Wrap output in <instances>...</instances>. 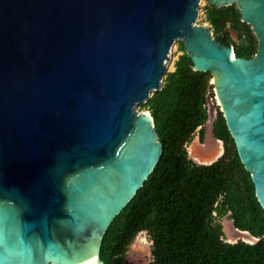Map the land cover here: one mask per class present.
<instances>
[{"label":"water","instance_id":"obj_1","mask_svg":"<svg viewBox=\"0 0 264 264\" xmlns=\"http://www.w3.org/2000/svg\"><path fill=\"white\" fill-rule=\"evenodd\" d=\"M200 1L0 0V264H103L104 234L160 160L136 108L178 42L213 78L264 210V0H205L237 6L257 40L250 59L196 24Z\"/></svg>","mask_w":264,"mask_h":264},{"label":"trees","instance_id":"obj_2","mask_svg":"<svg viewBox=\"0 0 264 264\" xmlns=\"http://www.w3.org/2000/svg\"><path fill=\"white\" fill-rule=\"evenodd\" d=\"M203 16L215 39L231 47L235 58L255 55L257 40L235 4L206 3ZM176 45L181 54L173 71L139 105L153 120L162 146L160 160L111 222L102 239L100 260L129 264L130 245L145 233L150 241L149 264H264V210L215 105L211 75L194 71L182 42ZM209 93L216 108L212 135L222 143V154L209 164H199L189 158L187 147L196 133L202 139ZM227 214L235 230L256 241L227 242L219 222Z\"/></svg>","mask_w":264,"mask_h":264},{"label":"rangeland","instance_id":"obj_3","mask_svg":"<svg viewBox=\"0 0 264 264\" xmlns=\"http://www.w3.org/2000/svg\"><path fill=\"white\" fill-rule=\"evenodd\" d=\"M206 1H200L198 8V16L196 19L197 25L208 26V24L204 21L203 16V7L206 5ZM181 52L177 51V45L175 44L169 54V59L166 63V73L173 71V64L176 61L178 55ZM212 80V79H211ZM215 101V99H214ZM217 101L215 102L216 105ZM136 111L138 112H146L141 108L137 107ZM215 106L210 104L208 105V119L203 126V136L202 139H198V134L196 133L193 140L187 147L188 156L196 163H207L215 160L219 154L221 153V144L214 142L215 139L211 133V127L213 119L215 118ZM199 140V142H198ZM200 154V157L198 156ZM219 222L222 226V231L224 235V239L227 242H235L238 240L253 243L254 241L246 234L238 233L232 225V221L229 218V215H225L219 219ZM230 233L233 237L230 236ZM126 259L129 264H149L151 261L150 256V241L145 233H139L134 239L133 243L130 245L128 252L126 254Z\"/></svg>","mask_w":264,"mask_h":264},{"label":"bare ground","instance_id":"obj_4","mask_svg":"<svg viewBox=\"0 0 264 264\" xmlns=\"http://www.w3.org/2000/svg\"><path fill=\"white\" fill-rule=\"evenodd\" d=\"M211 83H214V82H213V78H212V80H211ZM214 91H216V90L214 89ZM215 99H216L218 105H220L219 100H218L216 94H215ZM230 236L233 237V236L231 235V233H230ZM82 264H98V263H97V261H96V257L94 256V257H92L88 262H85V263H82Z\"/></svg>","mask_w":264,"mask_h":264},{"label":"crops","instance_id":"obj_5","mask_svg":"<svg viewBox=\"0 0 264 264\" xmlns=\"http://www.w3.org/2000/svg\"><path fill=\"white\" fill-rule=\"evenodd\" d=\"M198 139H200L199 136H198ZM198 142H199V140H198ZM214 142H215V141H214ZM220 144H221V143H220ZM221 146H222V145H221ZM221 152H222V148H221ZM220 154H221V153H220ZM220 154H219V155H220ZM198 156L200 157V154H199V153H198ZM213 161H214V160H213ZM210 162H211V161H210ZM210 162H207V163H205V164H208V163H210ZM199 164H200V163H199Z\"/></svg>","mask_w":264,"mask_h":264},{"label":"flooded vegetation","instance_id":"obj_6","mask_svg":"<svg viewBox=\"0 0 264 264\" xmlns=\"http://www.w3.org/2000/svg\"><path fill=\"white\" fill-rule=\"evenodd\" d=\"M216 142V141H215Z\"/></svg>","mask_w":264,"mask_h":264}]
</instances>
